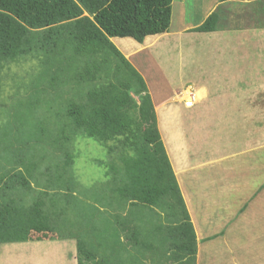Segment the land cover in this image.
<instances>
[{"label":"trees","instance_id":"1","mask_svg":"<svg viewBox=\"0 0 264 264\" xmlns=\"http://www.w3.org/2000/svg\"><path fill=\"white\" fill-rule=\"evenodd\" d=\"M171 2L0 0V83L6 66L35 61L22 96L28 106L49 109L47 125L40 116L32 124L29 109L1 117L7 126L0 141L13 132L24 142L0 145V245L74 238L77 264H125L122 251L133 264H147V251L154 264H163V255L194 264L195 232L146 83L110 40L142 42L166 32ZM220 21L213 10L191 30L215 31ZM19 95L16 89L0 109L19 106ZM79 134L105 148L97 160L104 178L86 188L71 171V144Z\"/></svg>","mask_w":264,"mask_h":264},{"label":"rangeland","instance_id":"2","mask_svg":"<svg viewBox=\"0 0 264 264\" xmlns=\"http://www.w3.org/2000/svg\"><path fill=\"white\" fill-rule=\"evenodd\" d=\"M206 5L207 1L204 0H172L171 19L168 30L176 32L178 28L186 23L197 22L204 14ZM235 11H239L237 7ZM235 11L234 13L242 14L241 12ZM230 22L227 24V27L242 25V21L238 22L236 19ZM168 34L169 36L160 37L158 44H156L153 47V51L151 50L152 52L150 51L149 53L152 60H146L144 64L148 62L146 67H148L149 70L150 81L160 102L167 99V101L162 103L158 102V104H163L164 111H166V114L167 112L169 114L171 119L169 128H171L173 132H176V134L181 133L183 136V141L186 144L185 153L188 155V158H186V165L191 167L197 166L192 168V175L194 174L192 176L193 180L198 181L200 177L202 180L208 181V183L205 184V186H207L214 183H211L206 175L209 165L198 166V164L202 163V160H206V154L201 155V151L198 150V145L201 149L206 150L212 142L213 148L217 146L220 156H223L233 149L234 152L240 150L244 151L246 154H248L247 150L249 149L252 153H259L261 151V149H259V151L257 150L259 145L260 148L263 147L262 149H264V57L261 59L260 65H262V67L259 68L260 73H254V69L249 73V70L244 67L249 62V58L245 54L236 55L232 61L227 58L226 53L241 49L240 44L232 46L229 42V46L227 43L223 44L222 42H218L216 41L217 38L215 39L213 35L214 33L211 32L189 31ZM113 44L124 54H127L131 50V47H129L125 40H119V42H113ZM139 55L141 57L146 56L145 53H140ZM228 65L234 69L240 70L241 73L234 71V73L231 74L228 70ZM35 69V61L27 59L17 64L6 66L1 73L0 103L10 104L16 89L20 92V98L18 99H20L21 102L20 105L14 109H0L2 113V116H0V131L4 126H7L3 120L11 116L10 114L12 112H22L27 109L31 112L29 116L31 117L32 124L38 123L36 122V117L40 116V119L43 121L42 125H47L48 104L42 103V105L40 104L39 107H37L32 102V106H28L29 99H25V95L22 96L24 89L23 84L25 85L26 82H28V79L35 72ZM230 75L233 76V79H230ZM259 79L263 81L261 85L258 84L260 82ZM233 81H242L243 84L252 82V89H245L247 91H243L241 82L239 83L241 84L240 89H228V86L232 85ZM200 84L208 87L209 98H217L216 102L218 101V104L211 106L206 105V107H204L206 112H202L198 109V101H196L192 108L181 109L180 114L179 112L177 113V111L176 113L173 111H170L171 113L169 112V107L172 106L171 104H177L179 107L182 106L176 96L178 92L187 87L193 89L197 88ZM248 94L250 96H248ZM26 102L28 103L26 104ZM174 109L175 107L173 106L170 110ZM229 119L233 121H228ZM239 119L242 120L237 121ZM221 129H224V131ZM206 131H211V134H209L207 138L201 139L202 133ZM22 138L24 137L20 134L14 135L12 132L10 136L8 135L4 138V142L0 141V145L9 142L16 148L17 145L24 142ZM160 138L163 139L162 136H160ZM71 148L75 155L71 171L81 187L86 188L96 181H101L104 178V168L97 163V160L103 159L105 156V148L102 144L93 138L79 134L74 137ZM16 152V154H20L19 150ZM236 155L237 154H234V156ZM214 156L215 155H213V157ZM210 158H212V156ZM210 160H207V162ZM221 162L225 164L222 166ZM230 162L233 163L232 166L236 168V172H239V163L236 161H220L215 163L219 168L217 179L220 177L223 178V176L228 175L229 172L231 176L236 177V174L231 172L233 170L230 171V167L228 165L226 166V163L230 164ZM183 164L185 165L184 162ZM219 166H221V168ZM245 167V175L251 178V182L254 181L255 183L248 182V189L244 186V177L237 175L234 179H237L239 191L238 195L234 196V203L232 202L231 195L228 196L231 202L227 200L219 202L220 198H218L217 195H214V197L212 195L210 196L214 211L222 210L219 217L212 218L205 216L204 214L209 213L210 209L198 200L196 213L198 208H200L199 212L203 217L197 214L198 218L195 220L196 213L193 212L191 208H188L186 203L185 206L193 217L195 225L198 224V230L201 222L202 228H209V226H219L218 222L222 219H225L224 222L230 221L232 217L229 212L234 208V221H232L235 224L234 234L232 230H230L229 232H223L222 236L224 238L227 236L229 241H232L233 238L236 240L239 238L240 240L238 241L253 243L254 249L252 248L249 254H242L240 252L232 253L229 249H226L219 254L220 260H222V262L228 261V264H241L240 257H244L243 264H259V262H261L260 264H264V260L256 255L258 253L257 245L260 248L262 244L261 241H264V226L255 225L251 228L250 223H244L245 217L249 212L259 211L257 212L259 214L261 211L264 212V154L258 157V165L250 159L249 163L245 164ZM212 179L214 178L212 177ZM197 185H199V183ZM215 189H217V185L214 186L213 191ZM243 213H247L245 217H242ZM263 217L260 219H263ZM253 218L254 215L251 216L252 220ZM248 220V217H246V222H248ZM226 225H231V222H226ZM47 235L48 234H45L44 237ZM39 241L43 243V245L48 243V240ZM6 245H10V243H3L0 245L1 252L7 247ZM260 249L264 250V248ZM18 250L19 249H17L16 252H18ZM63 251L64 248L62 246L57 249H51V247H49V249L43 251L42 264H60L54 259L53 253L61 252L62 254ZM33 252L35 251H29V253ZM213 256V253L210 254L205 246L200 245L198 247V252L196 254L198 264H216ZM33 258L34 256L25 259L22 254L15 253L8 255L6 257V262L3 261L1 264H33ZM143 261L147 262V258L143 257Z\"/></svg>","mask_w":264,"mask_h":264},{"label":"crops","instance_id":"3","mask_svg":"<svg viewBox=\"0 0 264 264\" xmlns=\"http://www.w3.org/2000/svg\"><path fill=\"white\" fill-rule=\"evenodd\" d=\"M204 1H207V5L205 8L204 14L201 16V18L195 23L191 22V23L184 24L182 27L178 28V31L176 32L175 31L171 32L167 30L166 32H163L160 34L147 35L143 39L142 42H137L131 37H111L110 40L113 42H119V40H125V42L129 45V47H131V50L127 54H124L123 52L122 53L132 63V65L139 71V73L142 75L146 83V87L150 94L153 107L155 110L156 119H157V127L159 130L160 136H162L163 138L161 140L163 142L166 154L168 155V158H169V161H170L173 173H174V177H176V180L179 184L180 192L182 191L181 195L183 197V200L188 205V208H191L192 211L195 213H196V207H198V200L201 201L203 205H206L210 209V212L205 213L204 215L213 218V217H219L222 210L214 211L210 196L212 195L214 197V195H217L218 198H220L219 202L222 200L223 201L227 200L231 202L228 197L229 195H231L232 202L234 203L235 201L234 196H237L238 191H239L238 190L239 187L237 185L238 183L237 179H234V178H236L237 175L244 177L243 178L244 186H246L249 189V186L247 185V183L251 182V178L245 175V172H246L245 164L249 163L251 159V161H254V163L258 165V157L264 154V149H262L263 147L260 148V145H259L257 149L258 151L259 149H261L259 153H252L250 152L251 150L249 149L247 150L248 154L240 150H238L237 152H234V149H233L232 151L224 154L223 156H220L217 146L213 148L212 142H211V145L208 146L206 150L201 149L200 146L198 145V150L201 151V155L206 154V160H202L201 161L202 163L198 164V166L209 165V167L207 168L208 170L206 172V175L209 181H211V183H214V184H209L205 186V184H207L208 181L207 180L204 181L200 177L198 178V181H194L192 177L194 175V174L192 175V172H193L192 168L197 167V166L191 167V166L186 165V158H188V155L185 153L186 144L183 141L182 134L181 133L176 134V132H173L170 134L168 138H166L164 137V134L161 130L160 114H159L160 110L158 112L156 109V106L158 102L162 103V102L167 101V99L160 102V99L157 97L156 92L153 90V87L150 81L149 70H148V67H146V65H148V62L144 64L146 60L148 61L152 60V58L149 56V53L151 50L153 51V47L156 44H158L161 36H169L168 33H178V32L182 33V32L192 31L191 29L201 24L211 11L219 10L220 15H221L220 28L215 31H211V33H214L213 35L215 39L217 38L216 41L222 42L223 44L227 43L229 46H230L229 42L232 44V46L238 45V44L241 45V49H236L234 51L227 52L226 53L227 58L232 61V59L236 55L237 56L242 55L243 53L249 58V62L247 63V65L244 66L249 70V73H251L253 69H254V73H260L259 68L262 67V65H260L261 59L264 57V9H261V7H264V3L261 4L258 2V0H222V1L221 0H204ZM260 1H264V0H260ZM236 7L239 11H235ZM234 11L241 12L242 14L240 15L239 13H234ZM233 19H236L238 22L242 21V25L241 26L232 25V26L227 27V24ZM156 36H159V37L157 38ZM151 38L153 41L155 40V38L157 39L155 40L153 45L148 46V43L150 45L153 42L152 40H150ZM146 40H149V41L146 43ZM140 53H145L146 56L141 57L139 55ZM228 67H229L228 70L231 74H233L234 71H236L237 73H241V71L238 69H234L229 65ZM230 79H233L232 75H230ZM259 81L260 82L258 84L261 85L263 81L260 79ZM240 82L242 83V81H237V82L233 81V84L229 85L228 89H233V88L240 89L241 87V84H239ZM197 89L201 97L198 100V109H200L202 112H206V109H204L206 105L211 106L214 104L215 105L218 104V101L216 102L217 98L216 99H213L211 97L209 98L207 86L200 84V86L197 87ZM245 89L251 90L252 82H249L248 84L242 83V90L247 91ZM248 96L250 95L248 94ZM171 105L172 106L169 105L170 106L169 108L171 109L174 106L175 109L173 111H177V113L179 112V114H180V110L185 108L181 106L182 104L180 105L181 107H179V105L177 104H171ZM241 120L242 119H239L237 121H241ZM228 121H233V120L229 119ZM221 130L224 131V129H221ZM209 134H211V131H206L202 133L201 139L207 138ZM234 154H237V155L234 156ZM213 155L215 156L213 157ZM211 156L212 158H210ZM181 160L185 163V165L183 164ZM207 160H210V161L207 162ZM224 160L236 161L237 163H239L238 164L239 172H236L235 170L236 168L232 166L233 164L232 162H230V164L226 163V166L228 165L230 167V171L233 170L231 172H234L236 174V177L231 176L229 172L228 175L223 176L224 179L221 177H220L221 179L220 178L217 179L219 168L215 165V163L224 161ZM174 161L178 162V165H179L178 169L174 167L175 166ZM221 164L223 166V164L225 163L221 162ZM219 167L221 168V166ZM212 177L214 179H212ZM198 183L199 185H197ZM251 183H255V182L252 181ZM215 185H217V189L213 191V188ZM250 195H249V198H250ZM199 209L200 208H198V211L195 214V220L198 218L197 214L198 216L203 217V215L199 212ZM234 212H235L234 208H232V210L229 212L232 218L230 219V221L229 220L226 221V222H231V225H226V222H224L225 219H222L220 220V222H218L219 226L217 225L216 227L209 226V228H202V222H201L199 225V230H198V224L195 225L194 219L188 210L189 218L193 225L194 232H195V238H196V252H195V258H194V264H198L196 254L198 252V247L200 245L205 246L210 254L213 253L214 255L213 258L216 261V264H228V261L222 262V260H220V255H219L223 252V250H226V249H229L232 253L240 252L242 254H249L250 250H252L253 248V243L238 241L240 240L239 238L238 240L233 238L232 241H229L227 236L226 238L222 236L223 232L225 231L229 232L230 230H232V233L234 234L235 224L234 222H232L234 221ZM257 212L259 211H256V212L252 211V212H249L248 214L247 213L242 214V217H245V215L247 214L246 217H248L249 220L248 222H246V217H245L244 223L245 224L250 223L251 228H253L255 225L264 226V217H263L264 212L261 211L260 214ZM252 215H254L253 220L251 219ZM261 217H263V219H260ZM116 229L118 230L117 233L119 234L120 239L122 240L125 239L124 235L126 233L123 231L121 226H118ZM129 230H131V228ZM128 234L130 238L132 236L130 234V231L128 232ZM258 237L260 238L259 235ZM46 240H48L47 241L48 243H46L45 245H43V243H41L39 240L37 241L28 240L25 242H11L10 245H6L7 247H5L2 250V252L0 251V264L3 261L6 262V257L8 255L15 254V253L22 254L25 257V259H29L31 256H34V258L32 259V263L42 264L43 251H46L47 249H49V247H51V249L52 248L57 249L60 246L64 248V251L62 252V254L61 252L53 253L54 259L58 261L60 264H77L75 240L73 238L46 239ZM261 243L262 244L260 245V248H264V241H261ZM127 244L132 245V241L129 240L128 242H126V244H124L125 247L129 250ZM197 244H200V245H197ZM148 246L150 245L148 244ZM260 248L257 245L258 253L256 255L257 257L264 260V250H261ZM17 249H19L18 252H16ZM31 250H34L35 252L29 253V251ZM172 250H177V249L172 247ZM167 255H169V252L166 253V256ZM132 256L134 255L131 254V257ZM151 257H152V251L150 253L149 251H147V264H154L152 263ZM160 258L161 260H163V264H174L170 261H164L165 259L164 255ZM119 259L125 260V264H126V260L128 259L129 264H133L132 258H130L127 253L123 255V251L120 253ZM240 261L242 262L241 264H243L244 257H240ZM260 263L261 262H259V264ZM156 264H158V262Z\"/></svg>","mask_w":264,"mask_h":264},{"label":"bare ground","instance_id":"4","mask_svg":"<svg viewBox=\"0 0 264 264\" xmlns=\"http://www.w3.org/2000/svg\"><path fill=\"white\" fill-rule=\"evenodd\" d=\"M157 38L159 37V36H156ZM157 38H155V40L157 39ZM146 39H148V38H146ZM150 40H152V38L150 39ZM155 40L152 42L153 44H154V42H155ZM149 40H146V42H148ZM152 43L149 45V46H151L152 45ZM183 94H185V96H186V94H187V92L186 91H184L183 92ZM201 97H200V94H199V92H198V89L197 88H194V105H195V102L196 101H198L199 99H200ZM180 99L178 98V101H179ZM156 109H157V111L159 112V110H160V127H161V130H162V132H163V134H164V137H166V138H168L169 136H170V134L173 132V130H171V128H169V124H170V122H171V119H170V117H169V114H168V112H167V114H166V111H164V109H163V104H158L157 103V106H156ZM170 111H173V110H170L169 109V112ZM174 113H176V111H173ZM171 113V112H170ZM169 142V141H168ZM174 167L176 168V169H178V162H175L174 161Z\"/></svg>","mask_w":264,"mask_h":264},{"label":"built area","instance_id":"5","mask_svg":"<svg viewBox=\"0 0 264 264\" xmlns=\"http://www.w3.org/2000/svg\"><path fill=\"white\" fill-rule=\"evenodd\" d=\"M186 91L187 94H183ZM180 102L185 108H191L194 106V90L191 87H187L185 90L178 94Z\"/></svg>","mask_w":264,"mask_h":264},{"label":"clouds","instance_id":"6","mask_svg":"<svg viewBox=\"0 0 264 264\" xmlns=\"http://www.w3.org/2000/svg\"><path fill=\"white\" fill-rule=\"evenodd\" d=\"M186 89V88H185ZM185 89H183V90H185ZM193 89V88H192ZM183 90H181L180 92H182ZM194 90V89H193ZM180 92H178V94L180 93ZM178 94L176 95L177 96V98H179V96H178ZM179 102H180V100H179ZM181 103V102H180ZM182 104V103H181ZM183 106V105H182ZM184 107V106H183ZM192 108V107H191ZM74 239V238H73ZM75 240V239H74ZM30 241V240H29ZM21 242H25V241H21Z\"/></svg>","mask_w":264,"mask_h":264}]
</instances>
